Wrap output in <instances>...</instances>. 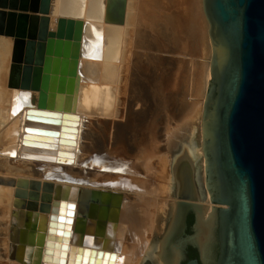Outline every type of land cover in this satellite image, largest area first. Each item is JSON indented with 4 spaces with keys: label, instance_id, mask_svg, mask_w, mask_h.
I'll use <instances>...</instances> for the list:
<instances>
[{
    "label": "bare ground",
    "instance_id": "bare-ground-1",
    "mask_svg": "<svg viewBox=\"0 0 264 264\" xmlns=\"http://www.w3.org/2000/svg\"><path fill=\"white\" fill-rule=\"evenodd\" d=\"M196 1L50 0L48 32L83 28L73 86L49 79L45 107L10 84L14 38L0 35V264H179L188 210L211 260L203 87L183 73L207 42L211 55Z\"/></svg>",
    "mask_w": 264,
    "mask_h": 264
},
{
    "label": "water",
    "instance_id": "water-1",
    "mask_svg": "<svg viewBox=\"0 0 264 264\" xmlns=\"http://www.w3.org/2000/svg\"><path fill=\"white\" fill-rule=\"evenodd\" d=\"M49 9L50 0H0V35L14 38L9 82L38 89L40 107L49 79L71 90L83 28L59 18L48 32ZM203 11L211 55L201 146L216 220L211 260L187 235L179 264L187 245L203 264H264V0H203Z\"/></svg>",
    "mask_w": 264,
    "mask_h": 264
},
{
    "label": "rangeland",
    "instance_id": "rangeland-1",
    "mask_svg": "<svg viewBox=\"0 0 264 264\" xmlns=\"http://www.w3.org/2000/svg\"><path fill=\"white\" fill-rule=\"evenodd\" d=\"M198 1V3H199V5H200V1L199 0H197ZM196 1V2H197ZM198 5V6H199ZM200 7V6H199ZM200 12L201 11H199V14H200ZM66 17H71V16H66ZM203 16L201 15V18H202ZM72 18V17H71ZM74 18V17H73ZM202 20H203V18H202ZM205 23V24H204ZM203 25L204 26H207L206 25V22H205V20H203ZM203 26V28H205V35H206V27H204ZM205 37H207V36H205ZM208 41V39H206V41L204 40V44L206 43ZM208 43V42H207ZM205 44V49H204V54H203V58H199L200 57V55L198 56H190V58H191V61H190V63L189 64H185L186 66V68L184 69L185 70V72H183L184 73V79H186V82H187V86H188V84L190 85V87H191V84H192V81L194 82V81H200V83H202L201 84V87H203L202 89H200V93H201V90H202V93H201V95H200V93H199V96H201L200 98H199V101L201 102L202 101V99H203V97H204V95H205V92H206V87L208 86V81H209V79L208 80H204V79H206L202 74H200V76H199V79H198V76H197V73H195V71H194V73L192 72L193 71V69L194 68H196V72H198L197 71V69H199L200 70V72L202 73L203 72V70L205 71V70H207L206 68H204L205 66H207L208 65V62H209V55H210V51H209V46H207L208 44ZM207 47V48H206ZM207 51H208V54H207ZM208 57V58H207ZM197 58H198V60H197ZM187 59H189L188 57L186 58V60ZM193 60H195L196 61V64H192V63H194V62H192ZM206 60V61H205ZM204 61L206 62V63H204ZM191 64V65H190ZM204 64V66L202 67V65ZM193 65V66H192ZM201 65V66H200ZM199 66V67H198ZM191 67V68H190ZM194 67V68H193ZM203 68V69H202ZM188 73V74H187ZM193 73V74H192ZM204 73V72H203ZM195 74V75H194ZM198 74H199V72H198ZM196 76V78L194 77V76ZM202 75V76H201ZM192 76V77H191ZM201 77H203L202 79H201ZM195 78V79H194ZM201 79V80H200ZM189 80V81H188ZM190 80H192V81H190ZM189 82V83H188ZM204 82V83H203ZM207 82V83H206ZM206 83V84H205ZM204 86H205V88H204ZM203 91H204V93H203ZM191 140H193V138L191 139ZM189 213H191L193 216H194V213L193 212H189ZM188 213V214H189ZM187 214V215H188ZM186 219H187V216H186ZM186 222V221H185ZM193 234V230L192 229H189V231H188V235H192ZM202 263V262H201ZM203 264V263H202Z\"/></svg>",
    "mask_w": 264,
    "mask_h": 264
},
{
    "label": "flooded vegetation",
    "instance_id": "flooded-vegetation-1",
    "mask_svg": "<svg viewBox=\"0 0 264 264\" xmlns=\"http://www.w3.org/2000/svg\"><path fill=\"white\" fill-rule=\"evenodd\" d=\"M194 222H195V216L189 213L187 215V219L185 222V229H184L182 238H185V236L188 235V231L189 229H192ZM189 260H197L198 264H202L200 260L198 248L191 246V245L186 246L185 251H184V260L181 262V264L186 263Z\"/></svg>",
    "mask_w": 264,
    "mask_h": 264
}]
</instances>
